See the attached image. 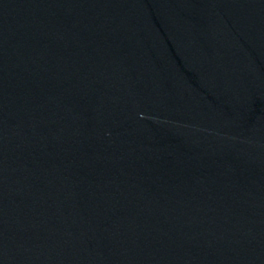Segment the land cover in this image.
I'll return each instance as SVG.
<instances>
[{"label": "water", "instance_id": "obj_1", "mask_svg": "<svg viewBox=\"0 0 264 264\" xmlns=\"http://www.w3.org/2000/svg\"><path fill=\"white\" fill-rule=\"evenodd\" d=\"M0 264H264V0H0Z\"/></svg>", "mask_w": 264, "mask_h": 264}]
</instances>
